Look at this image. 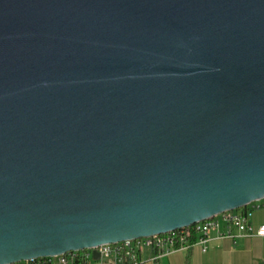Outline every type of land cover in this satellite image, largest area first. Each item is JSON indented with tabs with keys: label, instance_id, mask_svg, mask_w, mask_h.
Segmentation results:
<instances>
[{
	"label": "water",
	"instance_id": "95a60500",
	"mask_svg": "<svg viewBox=\"0 0 264 264\" xmlns=\"http://www.w3.org/2000/svg\"><path fill=\"white\" fill-rule=\"evenodd\" d=\"M261 198L264 0H0V264Z\"/></svg>",
	"mask_w": 264,
	"mask_h": 264
},
{
	"label": "built area",
	"instance_id": "2783aa9c",
	"mask_svg": "<svg viewBox=\"0 0 264 264\" xmlns=\"http://www.w3.org/2000/svg\"><path fill=\"white\" fill-rule=\"evenodd\" d=\"M263 208L264 198H261L250 202L245 207L226 211L190 226L165 233L103 243L55 256L7 264H93V259L99 264H144L146 262L158 264L161 256L174 252L176 249H189L195 245H201L202 250L206 251L212 231H216L219 238L253 235L251 216L253 211ZM255 234L264 236V224L259 226ZM194 235L197 236V240L192 242ZM95 251L99 254L98 258L94 257Z\"/></svg>",
	"mask_w": 264,
	"mask_h": 264
},
{
	"label": "crops",
	"instance_id": "0c3cea01",
	"mask_svg": "<svg viewBox=\"0 0 264 264\" xmlns=\"http://www.w3.org/2000/svg\"><path fill=\"white\" fill-rule=\"evenodd\" d=\"M251 222L253 235L219 238L217 232L212 231L206 251L201 245H195L188 257V249H176L161 256L158 264H259L264 259V236L255 233L264 224V208L253 211Z\"/></svg>",
	"mask_w": 264,
	"mask_h": 264
},
{
	"label": "trees",
	"instance_id": "16d2710c",
	"mask_svg": "<svg viewBox=\"0 0 264 264\" xmlns=\"http://www.w3.org/2000/svg\"><path fill=\"white\" fill-rule=\"evenodd\" d=\"M197 240V236L196 235H194V237L192 238V242H195ZM191 249H192V247H190L189 249H188V257H189V252L191 251ZM259 264H264V259L262 260V261H260L259 262Z\"/></svg>",
	"mask_w": 264,
	"mask_h": 264
},
{
	"label": "rangeland",
	"instance_id": "374dc122",
	"mask_svg": "<svg viewBox=\"0 0 264 264\" xmlns=\"http://www.w3.org/2000/svg\"><path fill=\"white\" fill-rule=\"evenodd\" d=\"M93 261V264H99L97 260H92Z\"/></svg>",
	"mask_w": 264,
	"mask_h": 264
}]
</instances>
